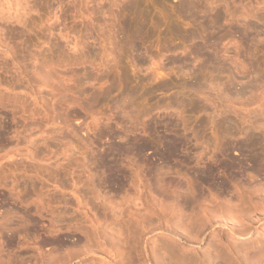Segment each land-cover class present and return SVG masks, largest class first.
I'll use <instances>...</instances> for the list:
<instances>
[{"label": "rangeland", "instance_id": "1", "mask_svg": "<svg viewBox=\"0 0 264 264\" xmlns=\"http://www.w3.org/2000/svg\"><path fill=\"white\" fill-rule=\"evenodd\" d=\"M127 1L0 0V264H155L160 260L163 261L158 264H164V260L167 264H194L196 261L199 264H264V218L260 219L264 215L263 174L259 171L256 175L253 173L252 179L242 180L245 175L241 173V177H237V165L234 164L232 170L229 168L231 171L227 167L224 169L229 155L236 161L244 158L235 142L244 136L242 132L233 138L235 143L231 139L234 147L228 150L230 154L218 148L222 146L218 145L219 139L221 143L225 137L219 129L224 119H231L229 122L240 131L251 129L252 120L258 119L256 123L263 127L260 129L264 134V31H260L264 30V0H220L226 2L223 3L225 7L220 5L224 11L219 7L225 12L223 23L219 25L222 36L220 31L217 33L222 40L214 35L217 40L212 38L214 44L208 49L215 50L214 54L218 55L215 57L216 60L219 57L217 63L224 66L221 68L223 74L219 73L215 80L213 73L204 70L196 81L190 76L189 67L193 65L198 69L200 59L188 56L195 43H180V49L169 48L172 51L165 46L170 39V46L180 41L168 33L173 21L185 32L197 26L196 22L185 23L177 15L175 10L180 0H135V10L140 7L143 11L138 10L142 14H136L147 16L142 20L148 23L147 19L151 21L156 17L155 20L163 22L158 29L153 28L154 19L147 24L148 31L151 27L150 30L156 29V32L153 30L149 43L145 41L139 51L138 57L143 60L139 63L132 61L137 56L122 47L119 40L122 8ZM208 4H203L204 8L211 9L213 6ZM249 24H253L254 29L263 27H256L259 30L254 31ZM254 32H261L258 33L259 37L263 35L259 38L261 42ZM163 35L168 41L163 40ZM246 53L251 56L248 58ZM186 60L190 65H186ZM251 66L255 68L253 72ZM238 68L247 73L242 71V74ZM197 69L195 73L199 72ZM231 72L235 75L233 78ZM120 76L129 88L143 87L137 91L140 97L136 98L135 105L145 115L136 116L134 112L119 108L118 95L125 87ZM158 85V89L152 90ZM195 87L199 90L195 91ZM142 89L147 91L143 90V94ZM95 95L99 102L96 97L94 99ZM102 95H108V99ZM173 98L181 102L180 106ZM170 99L173 105L167 103ZM166 122L171 123L167 128L163 126ZM110 131L134 142H155L161 148L158 139L165 132L183 144L169 161V169L157 163L152 150L145 151L141 160L135 158L133 150L127 157H121L119 167H115L120 180L105 182L108 171L105 166L103 170L97 156L106 152L110 145L124 142ZM101 133L106 136L98 139ZM225 138L228 140L227 136ZM259 140L253 153L257 151L255 154L263 161L264 135ZM188 157L190 163H187ZM247 161L241 159L245 166ZM211 169H214L210 171L212 179L207 182L215 184L208 186L206 181L199 179L198 172L205 174ZM232 174L242 182L234 179L237 185L233 179L230 181ZM227 178L229 186L233 184L229 189L217 187ZM192 187L194 190H190ZM253 187L262 192H255ZM186 188H190L189 196L198 195L190 196L189 200ZM200 191L205 194L201 196ZM237 191L242 197L236 196ZM239 209L250 213L252 220L256 218L248 236L236 233L233 226L228 227L233 220L249 216L241 212L240 218ZM204 211L210 219L204 215L207 221L203 220L210 221L211 226L206 224V228L209 227L204 226L200 236H190L195 234L198 224L204 222L195 221L197 217L201 220ZM191 217L196 223L190 221L197 228L194 225L193 234L189 231L185 234L184 223L187 224ZM170 219L176 221L170 223ZM191 222L186 225L188 229ZM136 223L142 227L134 226ZM237 223L234 222V227ZM129 224L133 225V230L127 227ZM173 225L179 231H174ZM143 226L147 230L142 231ZM170 226L174 230L170 231ZM136 227L141 229L140 233ZM126 228L131 230L128 232ZM135 229L139 233L137 236L133 235ZM117 230H121V236ZM183 231L186 236H181ZM171 232L180 236H172ZM167 238L168 245L171 242L170 248L176 252L165 245ZM153 247L160 249L159 252L152 250ZM170 252H178L177 259ZM159 253L161 256L156 262L154 258H159L155 256Z\"/></svg>", "mask_w": 264, "mask_h": 264}, {"label": "bare ground", "instance_id": "2", "mask_svg": "<svg viewBox=\"0 0 264 264\" xmlns=\"http://www.w3.org/2000/svg\"><path fill=\"white\" fill-rule=\"evenodd\" d=\"M129 1V0H128ZM126 2V4H124V6H123V8H122V10H123V12H124V15H123V18H122V20H121V23H122V26H121V29H120V31H119V34L121 35V36H119V37H121L119 40H120V43H121V45H122V47H124L125 49H127L128 51H131L132 52V54L133 53H135L134 54V56H137V58L136 57H133V60L132 61H137V63H139L138 61H143L142 60V58H140V57H138L139 55V51L141 50V49H143V46L145 45V41L147 42V43H149V40H150V38L154 35V31L156 30H150L151 29V27H148L149 28V31H148V29H147V24L149 23V21H150V19H147V21H148V23H146V21L145 20H142L141 18L144 16V15H142V17H140V16H138L136 13H138L139 15L140 14H142V13H139V12H143L142 10L140 11L139 10V3H138V5H136V7H139L138 8V10H139V12H138V10L136 11L135 10V5H134V3H135V0H131V1H129V2ZM132 1H134V2H132ZM158 1V0H157ZM162 2H163V0H161ZM160 1V2H161ZM225 1V0H224ZM222 2L221 3V1L220 0H193V1H191V0H180V5H179V7H177V10H175V11H177L178 13H177V15H179V17L183 20V21H186L185 23H187V22H192V23H194V22H196V24H197V26H195L196 28H194V29H191V28H193V27H191L190 29L191 30H188L187 32H185V31H181V25H180V27H178L179 26V23H178V26L176 25L177 24V22H176V24L174 25L173 23H174V21H173V23H171V25H169V24H167V25H169V30H168V33H170V34H172V35H174V36H176V37H178L179 38V44H177V45H173V46H170V44H171V39H170V43H168L169 41L166 39V37L164 36V39L163 40H167L168 42H166V44H165V46L166 47H168V49L169 48H172L173 47V49H175V50H177V49H180V46H181V44L180 43H182V44H184L185 45V43H187V41H189V42H192V44H194L195 43V45H194V47L192 48V49H189L190 50V52H189V55L188 56H190L192 59H194L195 60V58H196V60H199L200 59V67L198 66V69L195 67V66H193L192 65V67H194L195 68V70L197 69V70H199V72L198 73H195V70L194 69H191L190 67H189V72H190V76H192V79H194V81H196V80H199V76H200V74L199 73H201L202 71H204V70H206V72H210L211 74H212V76L213 75H215V76H213V78L214 77H218V74L219 73H221V74H223V72H221L222 71V66L221 65H219L220 63H217V61H219V57H218V60H216L217 58L215 57V55H217V54H214V53H216L215 52V50H211L210 49V51H209V49H208V47L213 43L214 44V41L212 40V38H214V35H216L219 31H220V29H219V25L220 24H222L223 23V20H224V18H225V12H222V10L224 11V9H222L223 8V6L225 5V4H223V3H226V2ZM159 2V1H158ZM157 3V2H156ZM206 3L208 4V3H210L213 7L211 8V9H206L207 7H205L204 8V5L203 4H205L206 5ZM160 4H162V3H160ZM222 4V8L220 7V5ZM209 5V4H208ZM163 6H164V4H163ZM210 6V5H209ZM208 6V7H209ZM222 9H220V8ZM225 7V6H224ZM164 8V7H163ZM210 8V7H209ZM214 8V9H213ZM137 9V8H136ZM142 9V8H141ZM136 11V12H135ZM224 13V14H223ZM226 13H227V11H226ZM224 15V16H223ZM231 16V15H230ZM147 17V16H146ZM146 17H143V18H146ZM155 19H156V17H154ZM153 18V19H154ZM153 19H151V21H153ZM154 19V20H155ZM261 20L263 19V17L262 18H260ZM258 20V19H257ZM260 20V21H261ZM150 21V22H151ZM259 21V20H258ZM264 21V20H263ZM263 21H262V23H263ZM169 22V21H168ZM171 22V21H170ZM154 23H155V27H153V28H156L157 27V29H158V27H160V24L162 25V23L163 22H161L160 23V21H158V20H155L154 21ZM191 23V24H192ZM261 23V24H262ZM152 24H153V22H152ZM188 24V23H187ZM244 24H245V22H244ZM247 24V23H246ZM151 24H149L148 26H150ZM195 25V24H194ZM257 25V24H256ZM263 26H264V23L262 24ZM261 25V26H262ZM244 26V25H243ZM242 26V27H243ZM249 26H250V28H252V29H254V25L252 24V26L249 24ZM262 26V27H263ZM256 27H258V26H256ZM256 27H255V29H256ZM260 27V26H259ZM258 27V28H259ZM262 27H260L261 29H262ZM181 28V29H180ZM220 28H221V26H220ZM248 28V27H247ZM259 28V29H260ZM264 28V27H263ZM243 29V28H242ZM249 29V28H248ZM255 29H254V31H255ZM259 29H256V31H258ZM183 30V29H182ZM237 30V29H236ZM251 30V29H250ZM260 31H264L263 29L262 30H260ZM16 32V31H15ZM156 32V31H155ZM185 33V34H182V33ZM244 32V31H243ZM20 33V32H19ZM167 33V34H168ZM258 33H260L261 34V32H258ZM258 33H255L254 32V34H256V35H258ZM263 33V32H262ZM226 34V33H225ZM242 34V33H241ZM259 34V35H260ZM15 35V34H14ZM158 35V34H157ZM218 35V34H217ZM219 35H221L222 36V34H221V31H220V33H219ZM219 35H218V37H219ZM224 35V34H223ZM227 35V34H226ZM244 35V34H243ZM252 35V34H251ZM259 35L256 37V39L258 38H262L261 36H263V35H261L260 37H259ZM21 36H22V34H21ZM18 37H20V36H18ZM217 36H215V38H216ZM228 37V36H227ZM230 37V36H229ZM243 37V36H242ZM248 36L247 35H245V38H247ZM252 37V36H251ZM250 37V38H251ZM254 37V36H253ZM252 37V38H253ZM28 38V37H27ZM154 38H155V36H154ZM153 38V39H154ZM214 38V39H215ZM221 38V40H222V37H219L218 39H220ZM244 38V37H243ZM244 38V39H245ZM264 38V37H263ZM152 39V40H153ZM176 39V38H175ZM226 39V38H225ZM249 39V38H248ZM148 40V41H147ZM155 40V39H154ZM153 40V41H154ZM162 40V41H163ZM178 40V39H177ZM198 40V41H197ZM216 40H217V38H216ZM215 40V41H216ZM221 40H219V41H221ZM254 40V39H253ZM260 40H262V39H259V41ZM264 40V39H263ZM26 41V40H25ZM257 41V40H256ZM258 41V42H259ZM160 42V41H159ZM188 42V43H189ZM249 42H250V40H249ZM261 42V41H260ZM215 43H217V41L215 42ZM251 43H253V42H251ZM164 44V43H163ZM163 44H161L162 46H164ZM219 44V43H218ZM259 45H258V48H257V50L259 49V46H260V43H258ZM262 44V43H261ZM25 45V44H24ZM160 45V46H161ZM180 45V46H179ZM217 45V44H216ZM250 45V46H249ZM253 45V44H252ZM255 45V44H254ZM159 46V47H160ZM218 46V45H217ZM32 47V46H31ZM158 47V48H159ZM166 47H164V50L165 49H167ZM213 47H214V45H213ZM245 47V46H244ZM248 47H251V44H248ZM262 47V46H261ZM28 48V47H27ZM162 48V47H161ZM183 48H184V46H183ZM216 48V47H215ZM163 49V48H162ZM161 49V50H162ZM247 49H249V50H252L253 48H247ZM25 50H26V48H25ZM160 50V51H161ZM163 50V51H164ZM248 50V51H249ZM254 50V49H253ZM252 50V51H253ZM169 51H172V50H170L169 49ZM174 51V50H173ZM212 51H214V52H212ZM254 51H256V49L254 50ZM131 52H130V54H131ZM211 52V53H210ZM257 52V51H256ZM250 53H252L253 54V52H250ZM27 54V53H26ZM247 55V57H248V55H250V54H248V53H246ZM254 56H255V54H253ZM252 55V56H253ZM132 56V55H131ZM218 56V55H217ZM251 56V55H250ZM249 56V57H250ZM253 56V57H254ZM189 57V58H190ZM248 57V58H249ZM26 58V57H25ZM134 58H136V59H134ZM187 60H188V58H186ZM187 60L185 61V63H186V65H188L190 62L188 61L187 62ZM249 60V59H248ZM253 60H255V59H253ZM47 61V60H46ZM45 61V62H46ZM191 61V60H190ZM183 62V61H182ZM248 62V61H247ZM43 63V62H42ZM143 63V62H142ZM184 63V64H185ZM199 63H198V65H199ZM245 63V62H244ZM251 64H253L252 63V61L250 62ZM191 64H192V62H191ZM222 64V63H221ZM235 64V63H234ZM240 64V63H239ZM190 65V64H189ZM254 65V64H253ZM256 65V64H255ZM254 65V66H255ZM254 66H251L253 69H251V71L252 70H255V68H254ZM224 67V66H223ZM246 67V66H245ZM245 67H243L244 69H245ZM34 68V67H33ZM226 68V67H225ZM243 68H241L242 70H240V68H238V70H239V72L241 71V73H242V71H244L245 72V70H243ZM247 68V67H246ZM258 68V67H257ZM224 69V68H223ZM228 69V68H227ZM227 69H225L224 71H226ZM231 71V70H230ZM229 71V72H230ZM257 71V70H256ZM208 72V73H209ZM228 72V73H229ZM253 72V71H252ZM203 73V72H202ZM209 73V74H210ZM245 73H247V71L245 72ZM244 73V74H245ZM231 74H232V77L231 78H233V76H235V75H233V73L231 72ZM243 74V73H242ZM257 74V73H256ZM251 75V74H250ZM211 76V77H212ZM241 76V75H240ZM262 76H263V74H262ZM121 77V76H120ZM244 77V76H243ZM124 78H125V75H124ZM123 78V76L121 77V81H122V85L123 86H125L121 91H120V93H119V95H118V97H120V103L118 104V102L119 101H117V104L120 106H118V105H116V106H118L120 109L122 108V109H125V110H128V111H131V112H134V114L136 113V116H139V114L141 113H145L144 111L142 112V111H140V110H138V108L136 107V105H135V100H136V98L138 97H140L138 94H140V92L137 94V91H139L138 89L141 87V86H134V87H138L137 89L135 88H129L128 86V84H127V86L126 85H124L125 84V82H124V84H123V81L125 80ZM220 78V77H219ZM229 78H230V76H229ZM124 79V80H123ZM150 78H148V80H149ZM215 79V78H214ZM221 79V78H220ZM235 79V78H234ZM30 80V79H29ZM120 80V79H119ZM151 81L152 80H154L153 78L152 79H150ZM149 80V81H150ZM216 80V79H215ZM231 80V79H230ZM218 81V80H217ZM231 81H233V80H231ZM230 81V82H231ZM212 82V81H211ZM227 82V81H226ZM229 82H227V84H228ZM232 83V82H231ZM114 84H116V83H114ZM117 84L119 85V86H121L120 84H119V82H117ZM147 84H149V83H147ZM230 84V83H229ZM228 84V85H229ZM162 85V84H161ZM166 85V84H165ZM189 85H193L192 83H190ZM228 85H226L227 86V88L229 87ZM230 85H233V83L232 84H230ZM247 85V84H246ZM150 86H152V85H150ZM149 86V88H151ZM251 86V85H250ZM148 86H146V88H147ZM158 87H159V85L157 86V87H155V88H151L152 90H154V89H158ZM162 87V86H161ZM163 87H164V85H163ZM167 87V86H166ZM200 87V86H199ZM199 87H195L194 88V90L195 91H197V88H198V90H199ZM245 87H247V86H245ZM113 88V87H112ZM121 88H122V86H121ZM141 88H143V87H141ZM230 88V87H229ZM244 88V87H243ZM119 89H120V87H119ZM193 89V88H192ZM204 89V88H203ZM244 89H246V88H244ZM77 90V89H76ZM80 91H81V89H79ZM117 90V89H116ZM143 90H145V91H147L146 89H142V92H143V94H144V92L145 91H143ZM149 91H150V89H148ZM151 90V91H152ZM241 91L243 90V89H240ZM148 91V92H149ZM77 92V91H76ZM83 92V91H82ZM150 93V92H149ZM136 94L138 95V96H136ZM148 94V93H147ZM109 95V94H108ZM108 95H105V96H103L104 98L106 97L107 99H108ZM101 96V97H102ZM141 96H142V94H141ZM144 96V95H143ZM95 97H96V95L94 96V99H95ZM98 97V96H97ZM96 97V98H97ZM102 97V99L104 100V98ZM100 98V97H99ZM94 99H93V102L92 101H90L89 100V104H90V102H92L91 104L93 105L94 104ZM107 99H105V100H107ZM176 99L177 98H173L172 100H173V102H176L177 103V105L178 106H180V100H179V102L180 103H178L177 101H176ZM92 100V99H91ZM96 100V99H95ZM97 100H98V98H97ZM101 100V99H100ZM103 100H101V102L103 101ZM182 101V100H181ZM66 102V101H65ZM98 102H99V100H98ZM97 102V103H98ZM106 102H108V101H106ZM137 102V101H136ZM171 102V99H170V101H168L167 103H170ZM67 103V102H66ZM65 103V104H66ZM96 103V102H95ZM96 103V104H97ZM115 101H114V105H115ZM138 103V102H137ZM161 103V102H160ZM172 103V102H171ZM182 103H183V101H182ZM166 104V103H165ZM174 103H172V105H173ZM184 104H186V103H184ZM113 105V104H112ZM160 105V104H159ZM159 105H157V106H159ZM170 105V104H169ZM177 105L175 106L176 107V109H177ZM181 106H184L183 104H181ZM117 107V108H118ZM161 107V106H160ZM168 107V106H167ZM116 108V107H115ZM118 108V109H119ZM155 108V107H154ZM172 108H174V106L172 107ZM119 109V110H120ZM121 109V110H122ZM142 109V108H141ZM156 109V108H155ZM166 109V108H165ZM182 109V108H181ZM143 110V109H142ZM145 110V109H144ZM124 111V110H123ZM122 111V112H123ZM128 111H126L125 113H129ZM119 112H121V111H119ZM130 112V113H131ZM147 112V111H146ZM140 114V115H141ZM145 115V114H144ZM139 118V117H138ZM255 118V120L257 119L256 117H254ZM261 118H263V117H261ZM260 119V118H259ZM229 120H231V119H229L228 118V120L226 119H224V121L222 120V122L221 123H219L220 125V130L224 133V136L226 137H228L227 139L228 140H225L224 138H222V140H221V143H220V139H219V143H218V145H222V146H218V148H220V149H223L225 152L227 151L228 152V150H231L230 148L231 147H234V143L236 142V146H238V148H239V150H241L240 152H242V155H241V157L243 156L244 158H241V159H248V161H249V163H248V165H244L245 163L244 162H246V161H244V162H241V159H239L238 161H236L235 159H233L234 157H232V158H229V157H231L230 155H229V157H227L228 155L226 154V159L225 160H227L226 162H225V164H224V169L227 167V169L228 170H230L231 169V167H234L235 165H237V177H241L240 176V174L242 173V174H244L245 176L244 177H242L241 179L243 180V179H245V178H247V179H245V180H248V179H250L252 176H254V175H256V172H259V171H261V175L263 174V176H261L262 178H264V160L262 161V158L261 157H259V155H256L255 153H257V151L255 152V153H253L254 152V150L256 149V144L257 143H259L258 142V140H259V138L260 137H262L264 134L261 132V129L263 128L261 125H259L258 126V124L256 123V122H258L259 123V121H258V119H257V121L255 122V121H253L252 120V122L251 123H253V125H251L250 127H251V129L249 128L247 131L246 130H244V131H240L239 130V128L236 126V127H234V126H232V124L229 122ZM261 120V119H260ZM263 120V119H262ZM136 121V120H135ZM138 121V120H137ZM232 122V121H231ZM262 122V121H261ZM135 123V122H134ZM184 123V122H183ZM171 123L170 122H166V123H164L163 124V126L165 127V128H167L168 127V125H170ZM135 125V124H134ZM183 125V124H182ZM263 125H264V123H263ZM1 126V125H0ZM260 126L262 127L261 129H260ZM243 133L244 134V136L243 135H241V134H238V135H241V136H243L241 139H237L238 140V142L237 141H235L234 142V140L235 139H233L235 136H236V134L237 133ZM112 136H115V137H117V138H119V139H122L124 142H123V144H114V145H110L109 147H108V149H107V151L106 152H103V154H98V159L102 162L101 164V166H102V168H103V170H104V167L103 166H105L106 168H107V171H108V173H107V180L105 179V182L107 181L108 182V180H110L112 183L114 182H118L119 180H120V178H121V176L119 177V174H118V172H117V168L115 169V167L116 166H118V161H119V159L121 158V157H123L124 155H126V157H127V154L129 155L130 153H132V151L134 150V153H135V156H137V157H135V158H137V160L138 159H140L141 160V157H142V155H143V153L145 152V151H148V150H152V152L156 155V159L158 160V164H161L162 165V167H167V165L169 164V161H171L172 159H173V157L177 154L176 153V151L182 146V144H183V142H181V141H179L175 136H173V135H170V134H168V133H163L162 135H160V137H159V139H158V142L161 144V146H162V148L161 147H157V145H158V143H155V142H151V141H146V140H135L136 142H134V141H131V140H129V139H124L121 135H119L118 133H116V132H113V131H110L109 132ZM109 133H107V134H109ZM262 133V134H261ZM109 134V135H110ZM262 136H261V135ZM222 135V134H221ZM104 136H106V134H104V133H101V134H99L98 135V139H101V138H103ZM238 137V136H237ZM196 138V137H195ZM231 139H233V142H232V140ZM262 139H260L259 141H261ZM213 141V140H212ZM258 145V144H257ZM222 147V148H221ZM236 148V147H235ZM258 148V147H257ZM237 149V148H236ZM234 150V149H233ZM238 150V149H237ZM223 151V152H224ZM222 152V151H221ZM176 153V154H175ZM229 153V152H228ZM236 153V152H235ZM259 153V152H258ZM230 154V153H229ZM241 154V153H240ZM130 157V156H129ZM134 158V159H135ZM229 158V159H228ZM97 159V158H96ZM97 159V160H98ZM129 159V158H128ZM186 159H187V157H186ZM188 161H187V163H190L191 161H190V158L188 157ZM122 160H124V159H122ZM184 160V159H183ZM99 161V162H100ZM134 161H136V160H134ZM182 161V160H181ZM186 161V160H185ZM184 161V162H185ZM247 161V162H248ZM183 162V161H182ZM135 163V162H134ZM244 163V164H243ZM235 164V165H234ZM247 164V163H246ZM172 165V164H171ZM222 166H223V164H222ZM247 166H249V167H247ZM100 167V166H99ZM119 167V166H118ZM161 167V168H162ZM153 168V167H152ZM156 168H158V167H155V169ZM168 169H169V167H167ZM230 168V169H229ZM251 168V169H250ZM154 169V168H153ZM163 169V168H162ZM161 169V170H162ZM158 170H160V169H157V171ZM232 170V169H231ZM230 170V171H231ZM119 171V170H118ZM163 171V170H162ZM210 171H214V169L212 170H209V172L208 173H205V172H203V173H205V174H199V173H201V172H198V177H199V179H201V181H211V179H212V177H211V174H210ZM103 172V171H102ZM229 173V172H228ZM253 173H255L254 175H253ZM97 174V173H96ZM100 174V173H99ZM103 174V173H102ZM194 174V173H193ZM231 174V173H230ZM230 174H228L229 175V177H230ZM235 174V172H234V176L236 175ZM258 174V173H257ZM165 175V174H164ZM215 176H217V175H215ZM214 176V177H215ZM233 176V174H232V177H231V180L230 181H232L233 182V180L236 178V177H234ZM258 176V175H257ZM163 177V176H162ZM234 177V178H233ZM256 177V176H255ZM102 178V177H101ZM164 178H165V176H164ZM216 179H218L217 177H215ZM219 178H221V177H219ZM254 178V177H253ZM195 179V180H194ZM214 179V178H213ZM215 179V180H216ZM228 179V178H227ZM227 179H225V181H220L221 183V186H217V185H215V186H217V187H222L223 189H229L228 187H231V186H229V184H231V183H229V179H228V181H227ZM233 179V180H232ZM252 179V178H251ZM193 180H194V184H196L197 182H196V180H197V178H195V176H194V178H193ZM192 180V181H193ZM221 180H224L223 178H221ZM236 180V179H235ZM234 180V184L235 183H237V182H239L240 181V178H239V180L236 182ZM242 180L240 181V183L242 182ZM102 181V180H101ZM103 181H104V179H103ZM200 181V180H199ZM198 181V182H199ZM110 182V183H111ZM213 182V181H212ZM212 182H209V183H211V185H214L215 184V182H214V184H212ZM217 182V181H216ZM250 182V180L248 181V183ZM252 182V181H251ZM111 183V184H112ZM178 183V182H177ZM193 184V182H191L190 181V185H192ZM203 183V182H202ZM201 183V184H202ZM205 183V182H204ZM203 183V184H204ZM208 182L206 183L207 185L209 184ZM239 183V184H240ZM245 182H243V184H244ZM179 184V183H178ZM177 184V186L178 187H181V184L180 185H178ZM217 184V183H216ZM220 184H218V185H220ZM189 185V183H188V185L187 186H190ZM237 185H238V183H237ZM236 185V186H237ZM113 186V185H112ZM117 186V185H116ZM209 186V185H208ZM214 186V187H215ZM260 186V185H259ZM258 185H257V188L259 187ZM261 187V186H260ZM193 188V187H192ZM190 189V188H186V190L188 191L189 189L190 190H194V188L193 189ZM211 188H213V187H211ZM216 188V187H215ZM253 188H255V187H253ZM262 189H264L263 187H261ZM210 189V188H209ZM241 189V188H240ZM197 190H198V187H197ZM196 190V191H197ZM199 190H200V188H199ZM215 190H217L218 191V188H216ZM219 190H221V188L219 189ZM230 190H232V189H230ZM233 190H234V193H236L235 192V189L233 188ZM232 190V191H233ZM237 190H239L238 189V187H237ZM242 190V189H241ZM255 190H257L256 188L254 189V191ZM260 190V188L258 189V191H255V192H262L261 190ZM231 191V192H232ZM242 191H247L246 190V188L244 189V190H242ZM241 191V192H242ZM249 191V190H248ZM201 192V191H200ZM203 192V191H202ZM201 192V196H203V194H205V193H202ZM212 192V191H211ZM237 192H239V191H237ZM189 193H191L190 191H188L187 192V194H188V196H189ZM196 193V192H195ZM233 193V192H232ZM240 192L238 193V194H236V196H241L242 194H240ZM194 195V194H193ZM193 195L192 194H190V196H192L193 197ZM198 195V194H197ZM197 195H194V197L195 196H197ZM230 195V194H229ZM189 196V197H190ZM186 197V196H185ZM242 197V196H241ZM240 197V198H241ZM186 199H187V197H186ZM191 199V197L189 198V200ZM263 207V206H262ZM261 207V208H262ZM262 209H264V208H262ZM260 211H262V210H260ZM264 211V210H263ZM262 211V212H263ZM246 214V215H248L249 214V216H246V218H245V215L243 216V214ZM204 213V214H203ZM202 214V218L200 217V219L201 220H199V218L197 217H195L196 219H195V221L197 220V222L198 223H200L199 221H204L203 223H200V224H198V229H195L194 227L196 226V228H197V225H195V221H194V219H193V217H191L190 219H189V221L192 219V222H195V223H192L191 221V224H192V226L191 225H189L188 227H190L189 229L186 227V225L189 223L190 224V222L188 221L187 222V224H186V222L184 223L185 225V229H184V231H185V234H186V231L188 232H190V233H192V231H194V229L196 230V232H195V234H193V235H190V236H200V234H202V232L204 231L202 228L205 226V228H206V224L208 225L209 223H210V221L209 222H206L208 219H210V218H208L209 216L207 215V213H206V211H204ZM206 213V214H205ZM242 214V216H243V218H242V216H241V214ZM259 213V215L261 214V215H263L264 214V212H263V214L262 213H260V212H258ZM228 214H231L230 212L228 213ZM239 216H241L240 218H242L241 220L240 219H238V218H236L235 220H237L238 221V223H237V221H234L233 220V224L231 225V223H230V225H228L227 223H225V225L227 224L228 225V227L230 226H233L232 227V229H233V231H234V229L236 230V233L238 232V233H241L242 235L241 236H248L249 235V233L251 232V230L252 229H254L253 228V225H254V223H256V222H254V220H256V218L254 219V220H252L251 218H250V213H245V212H243V210H241V209H239V213H237ZM252 214V213H251ZM204 215H206L207 216V220L203 217ZM233 215H234V213H233ZM238 215H235V217L236 216H238ZM260 215V216H261ZM226 216V215H225ZM252 218H253V216H251ZM264 218V215L263 216H261L260 217V219L261 218ZM203 218L206 220H203ZM258 218V217H257ZM259 219V218H258ZM257 219V220H258ZM169 220V219H168ZM171 220V219H170ZM232 220V219H231ZM165 221H167V219H165ZM176 221V220H175ZM175 221H172L171 220V222L170 223H174ZM169 222V221H168ZM216 222H218V221H216ZM234 222L235 223H237L236 225H235V227H234ZM257 222H259V221H257ZM166 223V222H165ZM170 223H168V224H170ZM183 223V222H182ZM132 224V223H131ZM137 225H134V226H139L138 225V223H136ZM167 224V223H166ZM167 224V225H168ZM211 224V223H210ZM209 224V226H211ZM144 225V224H143ZM159 225V224H158ZM166 225V228L168 227ZM174 225H176V223L174 224ZM173 225V226H174ZM195 225V226H194ZM130 226V224L129 225H127V227H129ZM133 226V225H132ZM132 226H130V227H132ZM160 226V228H161V225H159ZM208 226V227H209ZM139 227H142L141 225L139 226ZM145 226H143V228H144ZM154 227V226H153ZM152 227V228H153ZM155 227L157 228V225H155ZM194 228L192 231H191V228ZM207 227V228H208ZM137 229H138V227H136ZM163 228V227H162ZM169 228V227H168ZM167 228V229H168ZM170 228H171V226H170ZM174 228H175V230L173 229V227L170 229V231L173 229L174 231H176V227L174 226ZM187 228V229H186ZM206 228V229H207ZM127 229V228H126ZM126 229L124 230V231H126ZM137 229H135L136 230V232H137ZM150 229V228H149ZM158 229V228H157ZM166 229V230H167ZM122 230V231H123ZM128 230V232H129V230H131V228H128L127 229ZM132 230H133V227H132ZM139 230H141L140 228L138 229V232H139ZM145 230H147V229H145L144 228V230H142V231H145ZM151 230H153V229H151ZM178 230V229H177ZM181 230H183L182 228H181ZM225 230V229H224ZM227 230V229H226ZM230 230H231V228H230ZM118 231V230H117ZM121 230H119L118 232H120ZM123 231V232H124ZM174 231H172V232H174ZM179 231V230H178ZM184 231L182 232V234H181V236L182 235H184ZM232 231V232H233ZM117 232V233H118ZM130 232H133V231H130ZM135 231H134V233H133V235H135V236H137L136 234H139L138 232L136 233ZM148 232V231H147ZM150 232V231H149ZM171 232V233H172ZM230 232V231H229ZM125 233V232H124ZM143 233V232H142ZM141 233V234H142ZM168 233V232H167ZM167 233H165V236H166V234ZM235 233V232H234ZM252 233V232H251ZM121 234V232L118 234V235H120ZM127 234V233H126ZM130 234V233H129ZM147 234V233H146ZM173 234V233H172ZM175 234V233H174ZM174 234L172 235V236H174ZM188 234V233H187ZM229 234V233H228ZM231 234V233H230ZM229 234V235H230ZM114 235H116V233L114 234ZM114 235H111V236H114ZM117 235V236H118ZM122 235V234H121ZM120 235V236H121ZM130 235H132V233L130 234ZM145 235V234H144ZM164 235V234H163ZM169 235H171L170 234V232H169ZM175 235H178V233L177 234H175ZM11 236H12V234H11ZM119 236V237H120ZM128 236V235H127ZM139 236V235H138ZM143 236V235H142ZM178 236H180V235H178ZM184 236H186V235H184ZM202 236V235H201ZM142 238V237H141ZM170 238H171V236H170ZM172 238H175V237H172ZM177 239V238H176ZM167 242L165 243V242H161V243H165V245L167 244V246H169V247H167V248H170V246H171V242H170V245H168L169 244V238H167ZM173 240V239H172ZM178 240V239H177ZM192 241L191 242H193L194 241V238H192L191 239ZM10 241V240H9ZM171 241V240H170ZM187 241H190V239L189 240H187ZM195 241H197V237L195 238ZM176 243V242H175ZM159 244V243H158ZM191 244V243H190ZM164 244H163V246H165ZM172 245H173V243H172ZM156 247H158V245H156L155 246V248ZM159 247H160V245H159ZM154 249V247L152 248V250ZM170 249H172L173 250V252H176V250H174V248L173 247H171ZM169 249V250H170ZM155 250H158V249H154V251ZM160 250V249H159ZM159 250H158V252H159ZM162 250V249H161ZM154 251H150V252H154ZM180 251V250H179ZM182 251V250H181ZM191 251V250H190ZM195 251H196V249H195ZM165 252V251H164ZM193 252H194V250H193ZM157 253V252H156ZM160 253H161V251H160ZM159 253V254H160ZM170 253H172V252H170ZM206 253V252H205ZM261 253V252H260ZM155 255L156 257H159V256H161V254L160 255ZM164 254V253H163ZM172 254H174V256L176 257V255H177V257H178V252L177 253H172ZM172 254H170V256H172ZM176 254V255H175ZM193 254V253H192ZM207 255H208V252L206 253ZM206 254H204L203 256L205 257V255ZM165 255H166V253H165ZM207 255H206V257H207ZM210 255V254H209ZM217 255H219L218 253H217ZM155 256H153V258L155 257ZM174 256H172V259H174L175 260V257ZM179 256H180V253H179ZM165 257H167V256H165ZM165 257H161V258H165ZM168 257H169V255H168ZM177 257H176V259H177ZM203 257V258H204ZM205 257V258H206ZM210 257V256H209ZM215 258H216V256H215ZM152 259V258H151ZM155 259H156V262L158 261V259H160V257L159 258H154V261H155ZM180 259V258H179ZM183 259V258H182ZM195 259V258H194ZM207 259V258H206ZM210 259H211V257H210ZM174 260H173V262H174ZM181 260V259H180ZM180 260H178V261H176V262H179ZM185 260V259H184ZM187 260V259H186ZM195 260H197V259H195ZM195 260H192V262L194 263V261ZM160 261H163V260H160ZM160 261H158V262H160ZM190 261V260H189ZM203 261V260H202ZM206 261V260H205ZM208 261V260H207ZM158 262L157 263H155V264H158ZM168 262H170V259H169V261ZM173 262H171V263H173ZM183 262V261H182ZM186 262V261H185ZM197 262V261H196ZM195 262V263H196ZM161 263V262H160ZM162 263H164V264H167V260L165 261L164 260V262H162ZM181 263V262H180ZM184 263V262H183ZM187 263V262H186ZM189 263V262H188ZM194 263V264H195ZM198 264H199V262H197ZM196 263V264H197ZM170 264V263H169ZM179 264V263H178ZM190 264V263H189ZM200 264H202V263H200ZM207 264V263H206ZM210 264V263H209Z\"/></svg>", "mask_w": 264, "mask_h": 264}]
</instances>
